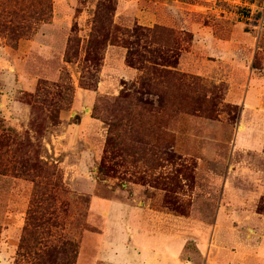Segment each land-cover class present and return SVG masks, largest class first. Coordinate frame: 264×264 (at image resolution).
<instances>
[{"label":"rangeland","instance_id":"rangeland-1","mask_svg":"<svg viewBox=\"0 0 264 264\" xmlns=\"http://www.w3.org/2000/svg\"><path fill=\"white\" fill-rule=\"evenodd\" d=\"M17 1L0 264L68 241L76 264H264V0Z\"/></svg>","mask_w":264,"mask_h":264},{"label":"trees","instance_id":"trees-1","mask_svg":"<svg viewBox=\"0 0 264 264\" xmlns=\"http://www.w3.org/2000/svg\"><path fill=\"white\" fill-rule=\"evenodd\" d=\"M10 2V0H9ZM16 4H19L20 1L15 2ZM14 4V5H16ZM5 8L0 10V15L1 17L5 20V24L4 27L6 29H12V27H14V22L13 20L15 18H17L16 15V11L13 7V5H11L10 3H6V5H4ZM17 6V5H16ZM37 8H39V12H40V17H41V21H43V17L45 16V13L47 12V10H49L48 4H47V0H41V2H38L37 4ZM136 34V33H135ZM139 35V34H138ZM155 37V36H152ZM174 43V42H173ZM169 44V39H167V43L166 46H168ZM129 55H132V53H128ZM148 55H151L148 53ZM162 59H165V53H162L159 55ZM173 58V57H172ZM128 64L130 67H134L135 63L134 61L129 57L127 58ZM172 63L176 64L175 62H170L169 64L172 65ZM141 70H144V73H146L148 76H146L143 79V84H146L147 82H150L149 79V75L153 74L154 69L153 68H148V67H139ZM153 77V76H151ZM152 79V78H151ZM0 126L2 128H4L3 122L0 118ZM29 221H28V225L27 228L25 229V236L23 237V239H21V245L23 247L24 243L28 240L34 241L35 244H40V240H38V238L35 237L36 235V226H34V222H35V218L30 216L29 217ZM45 222H49L48 219H43L40 221V224H45ZM33 226V228L30 229V227ZM26 237V238H25ZM39 254V253H38ZM37 256L36 259L34 258L33 260L35 261L34 264H76V259L78 256V248L77 245L72 242V241H68V242H63L60 246H56V245H52L46 248V250L42 251L41 254L39 255H35Z\"/></svg>","mask_w":264,"mask_h":264},{"label":"built area","instance_id":"built-area-1","mask_svg":"<svg viewBox=\"0 0 264 264\" xmlns=\"http://www.w3.org/2000/svg\"><path fill=\"white\" fill-rule=\"evenodd\" d=\"M251 8H254V7H251ZM256 10H257L256 15L258 17V18H256V23H257L259 29L263 30L264 29V3H262V5ZM250 14H251V12H250ZM253 14H251V16H253Z\"/></svg>","mask_w":264,"mask_h":264}]
</instances>
